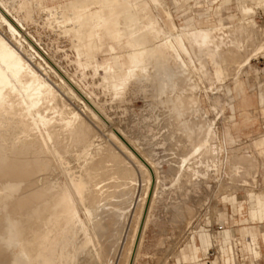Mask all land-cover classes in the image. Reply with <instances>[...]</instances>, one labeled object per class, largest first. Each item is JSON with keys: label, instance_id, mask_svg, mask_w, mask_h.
I'll return each instance as SVG.
<instances>
[{"label": "bare ground", "instance_id": "obj_1", "mask_svg": "<svg viewBox=\"0 0 264 264\" xmlns=\"http://www.w3.org/2000/svg\"><path fill=\"white\" fill-rule=\"evenodd\" d=\"M173 1L177 3V0ZM236 1L238 20L235 23H230L227 19V14L224 12L225 10H222V2H226V0H223L222 2L220 1L221 3H219L217 11H213L211 14L208 13L204 20L195 16L193 22L177 26L173 21L171 13L167 10L165 5L166 0H72L69 4L58 3L54 5L47 4L46 0H17L15 2L10 1L11 3L9 4L5 0H0V7L4 9L3 11L0 8V214L2 222V227L0 229V264H81L80 260L83 259V257L81 256L80 259L79 256L82 253H84V256L87 254L88 256H93L95 259V256L92 255V248L96 247V242H98L96 239L101 238L99 240L100 244H102L101 242L104 240L102 238L105 237L106 240L107 236L111 234V236H109L110 238L108 237L111 239L112 236L115 237V235L119 234L120 222H123V220L126 219L127 213L130 212H128V205L122 207V204H127L131 201L133 195L131 198L129 196L126 197L128 199H124V191L122 189L121 191L123 192L121 195L119 194V198L116 194L120 193V190L119 192H116V184L113 185V182L115 179L124 178L122 181L123 185L131 187L132 185L137 184L136 178L126 175V170L129 167L128 163H130V161L139 164V161L134 155L135 152L133 153L132 150L128 149L129 147H126L127 145L125 144L127 142L124 143L121 141L120 135V137H118L110 131V133H107L108 137L113 140V144L121 151L120 154L123 153L126 155L128 158L127 161L129 162L126 161V157L122 158L119 152L112 151L111 149H107V153H105L104 156H99L100 158H95L96 160L94 161L86 163L82 162L79 170H74V168L70 166L68 158L71 156H69L71 153L68 154V158H65L64 154L68 152L71 147H75V157L82 158L83 161L85 158H88L86 160L89 161V156L85 157L84 153L86 151L88 152V150L92 152L91 149H93L98 143H95L94 132L89 125V119H86V117H91V119L94 118L93 121H96L97 119L98 124L100 122L97 115L86 104H84V108H86L90 116L87 115L84 117L78 112V110H75L76 106L74 108L73 106H70V103L67 102L69 99L67 101L65 100L63 97L65 91L62 94L59 90L64 86L68 89L66 90L67 93H71L75 98L76 95L71 89L72 86L70 88L67 85L69 81H66L67 84L64 81V76H61L62 78H60V83L62 85L59 83L57 84L59 87H56L55 84L50 81V73H56L52 66L49 65L47 57L36 48L32 43L33 40H28L23 34V31L27 32L35 42L40 44V41L31 34L27 28L30 21L35 18V14L38 15L39 12H45L51 24L54 23L62 33L72 28L81 27L84 24L90 25L92 36L94 34L93 31L95 24L100 25L107 20H113V23L117 24V20L120 19V36L127 38L126 47L128 50L126 52L128 53L129 61V68L125 70L127 75H132L131 77L134 78L142 77V75L145 77L146 75L147 78V75L149 77V74L147 73H149L153 67L158 68L161 70V77H159V80H163L164 86L161 87L162 90L164 89L162 93L164 92L163 94L166 96V100H169L168 102L171 103L173 100L171 101L170 99H167L165 88L166 92L170 93L168 94L169 98L171 97V93L174 91L177 92L176 88H179V93H176V99L175 92V95L172 93L176 102L179 101L180 98L183 99L184 96H188L186 88V95H181V97L178 96V94H182V91L184 93V90H182L183 88L181 87V91L178 85L182 82V79L184 80L183 83H185L188 76H193L194 71L193 68H191V63H194L195 65L197 63V66H199L198 68L202 71V77H207L206 79L210 82L224 80L228 72L231 71L232 83L230 82L231 80L229 81L231 86H220L221 88L224 87L222 95H212L211 97L214 99L217 97L219 100L221 99L220 102L223 100V103L225 102L226 104H230L232 108L238 109L241 103L246 105L249 100H251L248 99V95H246L247 92L244 88L243 77L241 78L242 75L240 76L242 68L244 66L251 67V59L257 56L258 51H260L261 48L262 50L264 48V25L258 24L252 15L255 7H261L264 11V1L257 0L256 4L252 2L254 0ZM206 2H208V0H195V3L198 5ZM91 7H94V9L92 10ZM159 8L165 13L164 18L158 11ZM211 18H213V22L211 21ZM3 30L5 33H8L9 36L3 33ZM256 36H258L260 40L258 42L259 45H255L256 47L252 49L253 52H250L251 54H247L241 60H237L238 57L236 56L234 60L235 55H240L236 53L246 49L244 47L248 45L251 37H255L254 39H256ZM255 43L257 44L254 40L253 46ZM45 52L46 56L50 55L47 51ZM152 55H156V58L153 56L156 61L158 60L159 62L160 60L156 66L148 59V56L151 58ZM166 55H168L174 63H171V65L178 67L176 69L174 67L173 70L175 71L170 70V61L167 64L166 61L168 60H165V58L168 56L165 57ZM157 56L161 58L159 59ZM242 56L243 54L241 57ZM113 57L115 58V56ZM114 61H116V68L119 67L118 70L120 69V71H122L123 69H121L120 66L123 67V62L120 61L119 63L117 59H114ZM154 63L156 62L154 61ZM250 69L252 71V68ZM177 70H181L182 72L178 71V73L181 72L178 75ZM154 72L156 73L158 71H153L152 73ZM171 72L174 77H177L178 75L181 82L176 80L178 77L174 78L171 75ZM174 72L175 74H173ZM184 72H188L190 75L186 74L188 76L183 77L186 76L182 74ZM124 74L125 73H123V75ZM180 74L182 75V78L180 77ZM150 75L152 74L150 73ZM154 75L155 74H153V77H156V75ZM162 76L164 78H162ZM119 79L120 81H123L121 78ZM189 81L187 80L188 83H186L185 86H188L192 91L196 90L198 84L195 81V78H191L190 83ZM257 81L259 82V78ZM210 82L208 83L210 84ZM161 84L159 83V85ZM211 84L213 85V83ZM221 85H223V83H221ZM216 88L217 93L219 84ZM256 88L257 87L254 89ZM168 89L172 92L167 91ZM190 93L192 92L190 91ZM193 94H190L188 98H185L192 100ZM252 94L255 100L260 102L261 95L264 94V82L250 95ZM87 96L89 95L87 94ZM218 99L217 101L219 102ZM161 100H159V102H161ZM197 100L198 98L196 101L194 99V102L192 101L191 103L197 104ZM76 101L78 100L76 99ZM164 102L166 104L168 103L166 101ZM164 102L162 103L164 104ZM162 103H160V105ZM177 105L178 102L176 103L175 108L184 104ZM180 108L182 109V106H180L179 109ZM194 110L196 111V109ZM178 111L176 108L175 112H178V115L181 117L182 115L180 114L182 112H180V110ZM247 112L250 116H254L251 113L253 111L250 109ZM174 115L177 116L174 118L179 117L175 113ZM171 116H173V112L171 113ZM206 116L207 115H204V117ZM196 118L198 119L197 116ZM203 120L204 124L200 129V133L202 134L201 140L196 143L194 142L191 145L188 144L189 146L187 145L186 149V151L189 149L188 152H185L186 154H180L175 161V172L172 173H174V177H177L176 182H179V180L182 181V179L185 178V181H188L192 176L197 177L198 175H202L204 178L207 175L215 177L213 175H216L218 170H223L222 168L227 166L228 173L231 177L232 174H235L236 176L238 172L243 174L242 171L244 170L248 173L250 178H246L247 175L243 174L244 179L242 178V181L244 185L247 184V186H252L255 184V174L257 171L253 172V167L255 168L257 165V159L254 155L253 158L251 155L246 154L243 149L242 151L244 154H237L238 152H241V150L239 147L234 146L236 141L239 140L234 135V127L236 125L234 126L230 119L224 117V121L222 120V122H224V124L222 123L223 127L221 129L222 135L219 136L220 134H217V127L215 125V121L217 120L211 118H204ZM177 121L178 123H181L179 120ZM182 122H184V118ZM198 123L199 121L197 124ZM186 124H180V126H183L184 130H186L187 127L185 129L184 126ZM101 125H103V123ZM189 126L192 127V125ZM195 126L197 125L195 124ZM191 127L189 128L191 132H193ZM177 128V131L183 132L182 130H179V126ZM189 132H187V134ZM196 134L194 133L191 135L193 136ZM171 135H173V133H171ZM66 140L70 141L66 143L63 142ZM212 140L213 142L217 141V143H215V150H217L219 156L216 160H211L209 158L212 164L210 163L209 165L208 162L205 163L208 164L206 167L202 166L203 169L212 168V174L207 173L208 169H206L207 172H203L202 170L200 173L201 170L196 168L197 166L198 168L200 167V163L197 166L192 164L191 157L193 155L196 156V154L198 155L202 149L203 154L201 155H204L206 148L212 145ZM251 140V142H254L256 145L264 144V132L255 135ZM124 141H126V139ZM240 143L239 146H242L243 144L240 145ZM104 148H106V145ZM245 149L248 152V148L246 147ZM88 153L86 155H89ZM197 157L196 159H200ZM206 157L209 156L207 155ZM194 163H196V161H194ZM151 164L154 167L153 162H151ZM140 165L142 168L144 167L143 163H140ZM56 169L63 174V180H59L58 178L60 177H55L56 175L51 177L52 173H54L53 171H56ZM142 171H146V169ZM243 175L241 177H243ZM150 177L151 175L145 179L146 186H149L151 182ZM212 177L208 179L210 180ZM227 178L229 177L227 176ZM109 180L114 181H111L112 183H110ZM119 180L118 182L116 180V182L121 183ZM227 180L228 179H226V181ZM227 187L228 186L225 188ZM110 188H113V191L115 189V191L113 192ZM247 189L252 190V188L250 189L248 187L246 190ZM248 190L246 192L248 195L249 193L254 192H249ZM125 193L127 192L125 191ZM128 194L131 195V193ZM140 196L142 197V195ZM116 197H118V200H114ZM141 197H139V201L141 200L140 205L137 203V206L135 205L133 209V215L136 217V221L135 224L132 223V225H134L133 228L130 226L133 231L131 230L132 233L130 238H127V240H129L126 254L128 255V258L132 256V253L136 254L140 244L138 239L145 217L142 218V221L140 220V226L138 225L140 223L138 221L142 216V208L146 201L143 200L144 196ZM125 200L128 202H125ZM139 201L137 199V202ZM131 202L133 203V200ZM148 202H150V200ZM147 207H149V205H147ZM132 220L134 222V219ZM222 229L214 233H211L208 230L211 239L208 252L211 247L215 246L217 255L213 256V259L217 260V264H236L237 262L241 264H245L243 262H246V264H256L258 262L260 255H256L254 248L247 244V241L250 239L249 237H243L245 245H241L239 248V251L241 252L240 258L236 249L233 247V240L236 238H232L226 245L221 243L219 232L222 231ZM61 230L67 234V238L65 237L66 239L64 241L61 240V242L63 241L62 243L58 242L57 237H55L56 233ZM141 236H143V234ZM108 240H106V242ZM112 240L113 239H111V241ZM116 242L119 241H115V243ZM60 244H62V251L60 250V254H57V248ZM107 244L102 245L98 250L99 252H97V255L100 258L103 256L106 258L104 253L109 250L107 249L108 247L106 248ZM222 247L226 249L225 258H227V260L222 259V252L220 249ZM97 248L98 247H96V249ZM103 248L107 250L104 251ZM259 251L261 253V249H259ZM109 257L106 259L104 258V263L102 261L101 263L109 264L111 262ZM84 260L85 259H83V262ZM180 261L181 256L178 255L177 262L179 263ZM97 263L99 262L97 261ZM125 264L132 263L128 260V263L126 262Z\"/></svg>", "mask_w": 264, "mask_h": 264}, {"label": "rangeland", "instance_id": "obj_2", "mask_svg": "<svg viewBox=\"0 0 264 264\" xmlns=\"http://www.w3.org/2000/svg\"><path fill=\"white\" fill-rule=\"evenodd\" d=\"M5 1L8 2V4H9V3L13 2V1L15 2L17 0H5ZM172 1L173 0H166L165 5L167 7V10L171 13L174 23L177 26H182V25H185L186 23L193 22L195 20V16L199 17L201 20H204L208 13L211 14V12L217 11V7H218L219 3H221L223 0H208V2L201 3L200 5L196 4L195 0H177V3H175V1H173V2ZM233 1H234V3H233ZM252 2L254 4H256L257 0H254ZM188 4L191 6H189ZM186 6H188V7H186ZM236 8H237V1L236 0H226V2H222V10L223 11L225 10L224 12L227 14V19H228V16L230 17L228 19V21L230 20L229 21L230 23H235L238 20ZM255 8H254V12L252 13V15L254 16L253 18L256 20V22L258 24L264 25V11H263V9L261 7L256 8V10L258 9L256 11ZM2 10L4 11V9H2ZM159 12L161 13V16L164 18L165 13L162 12L161 8H159ZM35 18L30 21L27 28L30 31V33L33 34L40 41V44L38 42H35V40L27 32L23 31V34L27 37L28 40H30V41L33 40L32 43L36 46V48L38 50L41 51V53H43V55L45 57H47L49 65L52 66L53 70L57 74V76H56V74L53 73L54 74L53 75L51 72L50 73L51 75L49 77L50 81L52 83H54L56 87H59L57 84L59 83L60 85H62L60 83V78H62L64 76L63 77L64 81L65 82L69 81L68 84H67V82H66V84L70 88L72 86L71 89L76 95V98H75V96L72 95L71 93H67L66 90H68V89L66 88V86H64L62 89L58 88L60 90V93H62V94L65 91V93L63 95L65 100L67 101L69 99L67 102L70 103V106L71 107L73 106V108L76 106L75 110H78V112L80 114H82L84 117L89 115V112L86 110V108H84V106H85L84 104H86L97 115L99 122H100L98 124L97 119H96V121H93L94 118L91 119V117H88V116L86 117V119L87 118L89 119V125L94 132L95 143L96 144L98 143V144L94 146V148H93L94 150L91 149L92 152H90V150H88L89 153L87 151L84 153L85 157L89 156V161L86 160L88 158H85V160L83 161L82 158L75 157V154H76L75 150H74L75 147H71L69 149V151L64 154L65 158H68L71 155L70 156L71 158L70 157L68 158L69 162H70V166L73 167L74 170H79L82 162L83 163L91 162V161H94V160L104 156L105 153H107V149H111L112 151L119 152V154H120L121 151L117 148V146H115L113 144V140L108 137L107 133L109 131L112 134L117 135L118 137L121 136L120 137L121 141H123L124 143L127 142L125 144V145H127L126 147L127 148L129 147L128 149L132 150L133 153L135 152L134 155L136 156L137 160L139 161V164H137L136 162L133 163L130 161V163H128V166H129L128 169L129 170L128 169L126 170L127 176H133L134 178H136V182H137L136 185H132L131 187L123 185L122 181L124 178L123 179L119 178L120 180L115 179V181L111 180V181H114L113 185L116 184V187H115L116 192H119V190H120V193L116 194V195H118V197H119V194L121 195V193L123 191H124L123 193L126 194V195L123 194L124 199L126 197H129V196L131 198V196L133 195L131 198V201L133 200V203L131 201H129L131 203L130 204L127 200H125V202L127 201L130 205L128 203L122 204V207H124V205L125 206L128 205L127 206L128 212L129 211L130 212L127 213L126 219L123 220V222L121 221L122 223L120 222L119 234L115 235V237L117 236L118 238L117 237L115 238L114 236H112L111 239H113L114 241L113 240L111 241V239H109L110 238L109 236H111V234H109V236H107L106 240L109 239L110 242H109V240L106 242L105 237H104V238H102L104 240L103 241L101 240L102 244H100V240H99L101 238H99V239L97 238L96 240L98 242H96V247H98V248L97 249H96V247L92 248V252H93L92 255L95 256V259L93 256L91 257V256H88L87 254L84 256V253H82L79 257L81 259V256H82L83 259H85V260L83 262V259H81L80 263L81 264L82 263L83 264H99V263H101V261L104 263L105 259L110 256L109 258L111 259L110 260L111 262L109 264H120V263L123 264V262L125 264L126 262L128 263V260H129V262L131 261L132 264H134V263L135 264H159V263L160 264H177V256L180 255L183 251H188L190 246H192V244H195L196 246H200L198 237L196 234L191 232L192 230H199L200 228H203L204 230H209V232L214 233L216 231L221 230L222 228L228 227L231 224L230 223L231 222V217H230L231 207L227 202L222 201V196L228 198L231 195H235L239 202L242 201L245 197V192H247V190H248V189L246 190V188L247 187L249 188V185L248 186H247V184L244 185V183L242 181L244 179L243 174L247 175L246 178L250 179L247 172H245L243 170L242 171L243 174L241 172H238L237 173L238 175L236 174V176H235V174H232V177H231V175L228 173V169L226 166L225 168L224 167L222 168L223 170H221V169L218 170L217 174L213 175L215 177H212V175H210V176L207 175L204 178L202 175H198L197 177L192 176L191 179L188 181L187 180L185 181V179H186L185 178V179H182V181L179 180V182H176L177 177H174L175 175L172 172H175V161L177 160L178 156H180V154H184L185 152H188L189 149L186 151L187 145L188 144L191 145L194 142L196 143V142L201 140L202 134L200 133V129L204 124V120H203L204 118H206V119L211 118V119L217 120V121H215V123H216L215 125L217 127V134L218 135L220 134L219 136H221L222 135L221 129L223 127L222 123L224 124V122H222V120L224 121V117H227L228 119H230L233 122L234 126L235 125L237 127L243 126V125L239 124V121H241V119L239 117L240 116H242V117L243 116L244 117L250 116L247 112L249 109L251 111H253L251 113L256 116L255 120H257V122H256L255 126L252 129H250V132H248L247 136L246 135L240 136V138L238 140L239 142L236 141V144L234 146L239 147V149L241 150V152H238L237 154H242L243 153L242 149H243L246 154H249L253 157V155H254L253 151H255V150L251 149V147H250V145H251L250 137L256 135L257 130L255 131V129H257L261 123H263V125H264V115L261 114L260 108L256 107V106H254L252 108L245 107V105L243 103H241L240 107H238V109H236V108H232L230 104H226L225 102L223 103V100H222V102H220L221 99L219 100L217 97H215V99L211 97L212 95L213 96H218V94L220 96L222 95V93L224 92V87H222L223 88V90H222V88L220 86H225V85L231 86V83H232L231 71L228 72L229 75L227 74L226 77L224 78V80L218 81V82L217 81H215V82L211 81L210 82L206 79L207 77H205V78L202 77V71L198 68L199 67V66H197L198 64L196 63V65H195L194 63H191V68H193L194 74H193V76L192 75L188 76V75H186V74H189L188 72L182 73L183 75H186L183 77H187V76L189 77V78L187 77L185 83H183L184 82L183 79L181 82L180 78L178 77L179 73L182 72L181 70H177V73H178V71H181L178 73V75L176 73L178 78L174 77L172 75V72H171V75L174 78H177L176 80H179L181 83H183V84L180 83L178 85V87H180V90L183 88L182 90H184V93L181 90L182 94L180 93V94H178V96H180V97H181V95L184 96V95H186V93L188 96H190V94L194 93L193 98L191 96L192 100L187 99L188 96H184V97L182 96L183 99L180 98V100L177 101L178 105L184 104V105H180V106H182L183 110L181 108L179 109L180 106H178V105H177L178 107H176L177 111L180 110V112H182L181 114L179 113L180 115H182L180 117L178 115L179 111L175 112L176 111L175 106L177 103L176 100H174V96H173L175 91L172 92L170 89L167 90V91L173 93V94L171 93L172 98L171 97L169 98L168 94H170V93L166 92V88H165V95H167V99H170L171 101L173 100L174 102H176V103H174L172 101L175 105L172 102L171 103L168 102L169 100H166V96H164V94H163L164 92L162 93V91L164 90V89L162 90V88H161L163 86V80L161 79L162 84H161V81L159 80V77H161V74H160L161 70H159L156 67H153L152 70L158 71V72L152 73L153 71L151 70L149 73H147V74H149V77L147 75V78H146L145 74H144L145 77L142 75V77L140 76L139 78H134V77H131L132 75L131 76L127 75L125 70L127 68H129V63H128L129 61H128V53L126 52L127 49L125 48V46H126L125 41L127 40L126 37L120 36L113 29L105 30V29H102L100 27H97L95 29V34L92 36L91 31H90L91 27H90V25H86V24H84L78 28H72V29L66 30L62 33L54 23L51 24V22L49 21V18L45 14V12H41V13L39 12L38 15L35 14ZM211 21L213 22V18H211ZM2 32L5 33L4 30ZM5 34L7 36H9L8 33H5ZM254 38L255 37H253V38L251 37V39L249 41L250 44L248 43V45H246L244 47L246 49L242 50L243 52L240 51V52L236 53V54H240V55L239 56L235 55L234 60H235L236 56L238 57L237 60L238 59L241 60L244 56H246L247 54H251L253 52L252 49H254V47L259 45V43H258L259 41H256V39H254ZM253 39L255 40V42H257V44L256 43L254 44V46H253V41H254ZM45 51H47L50 55L46 56ZM263 51H264V48H263V50L261 48V50L258 51L257 56L253 57L251 59V67L244 66L242 68V71L240 74V76L242 75L241 78L243 77L244 88H245V91L247 92L246 95H248V99L253 98V94L252 95H250V94L252 92H255L258 89V86L260 84H263V82H264L263 81L264 80V73H263L264 52ZM242 54H243V56L241 57ZM113 56H115V58ZM149 56H148V59H149V61H152L151 63H153V65L156 66V64L160 62V60H159V62H158V60L157 61L155 60L156 55L151 56L152 59L155 57L153 60ZM167 56L168 55H166L165 57H167ZM158 57L159 56H157V58ZM160 58L161 57H159V59ZM168 58H169V56L167 58H165V60L166 59L168 60V61H166L167 64L170 61L169 65H171V63H173V62L171 61L170 58L169 59ZM114 59H117L119 63H120V61L123 62V67L120 66V68L123 69L124 71L123 70L120 71V69L118 70L119 67L116 68V65H115L116 61H114ZM154 61L156 63H154ZM171 66H170L171 71L174 69V67H175V69L178 68L174 65L172 67ZM250 68H252V71ZM254 68H255V71H254ZM173 71H175V70H173ZM112 73H113V77H110V74H112ZM123 73H125V74L123 75ZM150 73L152 75H150ZM158 73L160 74V76ZM66 74H67V76H66ZM153 74H155L156 77H153ZM173 74H175V72ZM69 75L71 78L69 77ZM163 76H162V78H164ZM181 76L182 75L180 74V77ZM119 78H121V80H123V81H120ZM191 78L192 79L195 78V81L198 84L197 89L193 90V91L190 88H188V86L187 87L185 86L186 83H188L187 80L191 81ZM258 78H259V82L257 81ZM261 79H262V82H261ZM155 80H157V81H155ZM158 80H159V82H158ZM190 81H189V83H190ZM208 82H210V84ZM159 83L161 85H159ZM211 83H213L214 86L216 85L215 88ZM221 83H223V85H221ZM218 84H219V88H218V92L216 93V91H217L216 87L218 86ZM209 86L210 87L212 86V87L210 88ZM254 86L257 88L254 89L255 88ZM185 88H186V93H185ZM178 89L179 88H176V91L179 93ZM251 90H252V92H251ZM190 91L192 93H190ZM177 92H175V94ZM219 92H221V93H219ZM87 94L89 96H87ZM161 94L164 98L161 96ZM176 97H177V94L175 96V99H176ZM185 97H187V98H185ZM184 98L187 100H185ZM197 98H198V100H197L198 103L196 102L197 104L191 103L192 101L194 102V99L196 101ZM76 99L78 101H76ZM178 99H179V97H178ZM217 99L219 100V102L217 101ZM92 100H94V101H92ZM159 100H161V102H159ZM188 100H189L190 104H189ZM164 101H166L168 103L166 104ZM211 101H212V103H211ZM250 101L251 100H249V102ZM162 102H164V104ZM179 102H181V103H179ZM160 103H162V104L160 105ZM194 104H195V106H194ZM191 106H192V108H191ZM241 106H243V107H241ZM172 107L175 109H173ZM194 109H196V111ZM83 110H84V112H83ZM185 110H186V112H185ZM172 112H173V116H171ZM174 113L179 116L178 117L179 119L174 118V117H177L176 115H174ZM166 115H168V116H166ZM204 115H207V116L204 117ZM170 116H171V118H170ZM196 116L198 117L199 120L196 118ZM183 118H184V122H182ZM192 119H194V120H192ZM196 119L199 121L198 124H197L198 121ZM177 120H179V122H181V123H178ZM190 120L192 123L190 122ZM101 121H102L103 125H101L102 124ZM165 121H166V123H165ZM200 121H203V122H200ZM180 124L181 125L186 124L187 126L184 125L185 129L187 127V129H189V130H187V129L184 130V127L183 126L181 127ZM195 124L197 126H195ZM199 124H201V125H199ZM189 125H192V127ZM178 126L180 128L179 130H182L183 132L177 131ZM189 127L192 128L193 132H191ZM197 129H199V130H197ZM175 131H177L178 133ZM187 132H189V133L187 134ZM171 133H173V135H171ZM182 133H184V134H182ZM194 133L195 134L197 133V134L192 136L191 134H194ZM184 135H185V137H184ZM181 136H182V139H181ZM187 136H188V140H187ZM60 138H61V136H60ZM125 139H126V141H124ZM242 140H244V141H242ZM69 141L66 140L63 142L66 143ZM128 142L131 143L132 145L129 144ZM212 142H213V140L211 141L212 145H210V147L206 148V151L204 149V151H205L204 155H201V154H203V149H202L198 153L199 156L196 154V156L193 155L191 157L192 164L197 166L200 163V165H199L200 167L199 168H198V166L196 167L198 170H201L200 173L202 172V170H203V172H205L206 169H208V168L203 169L202 166L206 167L208 164L209 165H210V163L212 164V162H210V159L216 160V158H218V156H219L217 153V150H215L216 149L215 143H217V141H214L213 143ZM239 143H240V145H242V144L243 145L239 146ZM105 145H106V148H104ZM96 146H98V147H96ZM246 147L248 148V152L245 149ZM105 149H106V151H105ZM100 152H103V153H100ZM206 152H208V153H206ZM69 153H71V154H69ZM87 153L89 155H86ZM68 154H69V156H68ZM120 155L122 156V158L126 157V155L123 153ZM207 155L209 157H206ZM139 156L141 159L139 158ZM72 157H73V159H72ZM196 157L200 158V159H196ZM90 158H94V159H90ZM193 158H194V160H193ZM125 159H126V161L128 160L127 157ZM207 159H208V161H207ZM201 160H202V163H201ZM194 161H196V163H194ZM261 161H262V158L259 157V162H261ZM127 162H129V161H127ZM151 162H153L154 167L151 164ZM140 163L141 164L143 163L145 168L144 167L142 168ZM205 163H208V164H205ZM171 164H173V165H171ZM201 164H205V165H201ZM133 167H134V169H133ZM151 167L153 169L155 168L157 171L155 169L153 170ZM172 167H173V169H172ZM150 168L152 169V171ZM60 169H61V167H60ZM135 169H137V170H135ZM144 169H146V171H142ZM149 169H150V173H149ZM209 169L207 170L208 172L207 171L206 172L208 174H212L213 169L212 168L210 170ZM258 169H259V166H258ZM258 169H257V165H256L255 168L253 167V170H254L253 172H256ZM155 171L157 172L158 175L156 174ZM53 172L54 173H52L51 177L56 175L55 177H57V176L60 177V178H58L59 180L64 179L63 174L61 172H59L57 169H56V171L54 170ZM129 173H130V175H129ZM262 174H263V171L260 170L259 174H257V178H256L259 181L258 187H254L256 185V183L253 184L254 190L253 189L248 190L249 192L255 191V190L259 189V187L261 188L264 185V182L262 181ZM150 175L152 177V178L150 177L151 182H150L149 186H146L145 179H146V177H149ZM153 175H155L156 178ZM242 175H243V177H241ZM227 176L229 178H227ZM157 177H158V179H157ZM211 177H212V179L209 180L208 178H211ZM153 179H156V180H153ZM198 179H200V180H198ZM226 179H228V180L226 181ZM116 180H117V182L119 180V182H121V183H117ZM219 180H220V182H219ZM237 180L238 181L240 180V181L238 182ZM109 181H106V182H109ZM111 181H110V183H112ZM153 182L154 183L156 182V183L154 184ZM218 182H219V184H218ZM228 182H231V183H228ZM237 182L240 185H238V184L236 185ZM241 182H242V185H241ZM226 186H228V187L225 188ZM113 188L112 189L110 188V189L113 191ZM115 189H114V191H115ZM122 189H123V191H121ZM244 189H245V191H244ZM125 191L127 193H125ZM128 193H131V195H129ZM140 195H142V197L144 196L143 200L144 201L146 200V201L144 202L145 204L142 208L143 211H142V216L140 217L141 219L139 218L138 222H140V220L142 221L143 217H145V218H144L143 225L141 226L142 230L140 231V235H139V239H138L140 241L138 250H137L136 254L132 253L131 254L132 256L129 257L131 259H129L128 255H126L127 254V245L129 244V242H128L129 240H127V238L128 239L130 238V235L133 231L132 228L134 227V225H132V223L135 224V221H136V217L133 215V209L137 203H138V205H140V203H141V200L139 201V197H141ZM118 197H116V199H114V200H118ZM136 198L138 199L139 202H137ZM124 199H123V201H124ZM126 199H128V198H126ZM134 200H136V201H134ZM149 200H150V202H148ZM147 205H149V207H147ZM244 209L246 211V205H245ZM218 210L219 211L224 210L226 212V220L225 221H227L228 223L219 221L218 215H217ZM144 214H146V215H144ZM81 218H82V216H81ZM132 219H134V222ZM184 221H185V223H184ZM145 223H146V226H145ZM138 225L140 226L141 222ZM130 226H132V228ZM1 227H2V222H1V214H0V229H1ZM128 233H129V237H128ZM234 233H235V235L233 236V238H236V239L233 240V247H234V249H236L237 254H239V257L241 258V255H240L241 252L239 251V248L241 245H245V242H244L243 237L241 238V236H238V234L236 232H234ZM142 234H143V236H141ZM66 235L67 234L64 233L63 230H61V231H58L56 233L55 237H57L58 240L57 239L56 240L58 242L62 243L67 238ZM62 238H64V239H62ZM61 240H63V241L61 242ZM209 240L211 241L210 236H209ZM115 241H119V242H116L117 243L116 244ZM139 241H138V243H139ZM258 241H259L260 249H261V253H259L260 258L258 260V263L264 264V238L262 237ZM112 243H113V245H112ZM104 244L105 245L107 244L106 248L108 247L107 249H109V250L103 248L104 251L107 250L104 253L106 255V258H105V256L100 258L97 255V252H99L98 250ZM124 244H125V247H124ZM60 246H61V248H60ZM103 247H105V246H103ZM58 248H57V254H60V252L62 251L61 250L62 244H60L58 246ZM124 248H126V249H124ZM108 251H110V252H108ZM117 251H118V253H117ZM138 251H139V253H138ZM124 253H125V255H124ZM163 255H165V256H163ZM215 255H217V250L215 249V246H213L209 249V252L206 255V258H204L201 251L198 252V256H199V258H201V262H206V264H210V261L214 260L213 256H215ZM89 257H90V259H89ZM86 258H87V260H86ZM92 258L95 262L92 260ZM132 258H133V260H132ZM96 260L99 263H97ZM103 263H101V264H103ZM243 263L246 264V262H243ZM219 264H221V263H219ZM236 264H241V263L237 262Z\"/></svg>", "mask_w": 264, "mask_h": 264}, {"label": "crops", "instance_id": "obj_3", "mask_svg": "<svg viewBox=\"0 0 264 264\" xmlns=\"http://www.w3.org/2000/svg\"><path fill=\"white\" fill-rule=\"evenodd\" d=\"M72 0H46V3L49 5H54V4H69ZM264 1V0H262ZM93 10L94 7H91ZM237 9V8H236ZM162 10V9H161ZM159 11V9H158ZM163 12V10H162ZM161 14V13H160ZM230 17L228 16V19ZM230 21V20H229ZM97 27H100L105 30L113 29L115 32H117L120 35V19L117 20V24L113 23V20H107L104 21L102 24L94 25V31L93 33L95 34V29ZM93 34V35H94ZM256 40L259 41V37L256 36ZM127 44V41H125V45ZM125 48L128 50V48L125 46ZM264 52V51H263ZM264 73V69H263ZM110 77H113V73L110 74ZM254 98V96H253ZM259 107L261 114L264 115V94L261 95V100L258 102L257 100L251 99L250 102H248L245 107ZM241 121H239V124H242L244 126H236L234 127L236 131H234V135L237 139L240 138L242 135H248V132H250V129H252L257 120L256 116H245V117H239ZM248 121V122H247ZM245 122V123H244ZM257 134L263 133L264 132V125L261 123L257 129ZM236 132V133H235ZM254 136L250 137V142L252 141L251 139ZM251 149L255 150L253 151L254 156L257 159V169L259 166V169L257 170L255 174V178H257V174H259V171L262 170V181L264 182V144L256 145L254 142H251L250 145ZM259 157L262 158V161L259 162ZM258 179H256V185L254 187H258ZM249 188L253 189V185L249 186ZM259 191H254L253 193H246L245 192V197L242 201H238L235 195H231L228 198L222 196V201L227 202L230 207H231V224L223 228L222 231L219 232L220 236V241L223 245L228 244L233 236L235 235L234 232L238 234V236L242 237H249L250 239L247 241L248 245H251V247L254 248L255 254L259 255L260 251V244H259V239L264 238V185L259 189ZM245 205H246V211H245ZM245 211V212H244ZM244 212V213H243ZM218 219L220 222H225L228 223L226 220V212L224 210L217 212ZM236 223H235V222ZM192 233L198 235V240L200 243V246H196L195 244H192L190 246L188 251H183L180 256H181V263L177 262V264H206V262H201V258L198 256V252L201 251L202 255L204 258H206V255L208 254V248L210 246V240H209V232L208 230H204L203 228H200L199 230H192ZM222 252V259H226V249L225 248H220ZM210 264H217V260H212L210 261Z\"/></svg>", "mask_w": 264, "mask_h": 264}, {"label": "built area", "instance_id": "obj_4", "mask_svg": "<svg viewBox=\"0 0 264 264\" xmlns=\"http://www.w3.org/2000/svg\"><path fill=\"white\" fill-rule=\"evenodd\" d=\"M256 264H260V263L257 262Z\"/></svg>", "mask_w": 264, "mask_h": 264}]
</instances>
